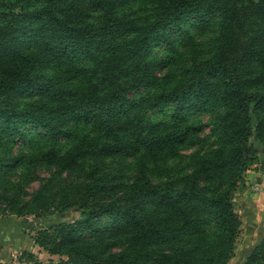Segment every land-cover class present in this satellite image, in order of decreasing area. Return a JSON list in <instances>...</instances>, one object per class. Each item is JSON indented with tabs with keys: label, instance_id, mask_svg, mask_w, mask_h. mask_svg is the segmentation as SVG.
<instances>
[{
	"label": "trees",
	"instance_id": "trees-1",
	"mask_svg": "<svg viewBox=\"0 0 264 264\" xmlns=\"http://www.w3.org/2000/svg\"><path fill=\"white\" fill-rule=\"evenodd\" d=\"M256 141L264 0H0V200L81 212L39 229L61 256L34 264H229Z\"/></svg>",
	"mask_w": 264,
	"mask_h": 264
},
{
	"label": "rangeland",
	"instance_id": "rangeland-1",
	"mask_svg": "<svg viewBox=\"0 0 264 264\" xmlns=\"http://www.w3.org/2000/svg\"><path fill=\"white\" fill-rule=\"evenodd\" d=\"M174 104H166L150 112L153 119L165 117L174 109ZM208 118L205 113L193 111L190 117ZM48 142L46 138L36 136L33 140L18 138L14 143V151L30 152L41 142ZM259 148V159L252 164L245 174L244 185L240 186L234 196L236 208L241 215L242 224L237 238L236 250L229 264H245L247 256L264 237V144L256 141ZM23 170L19 169L18 172ZM37 174L47 176L49 171L39 166ZM257 175V176H255ZM262 175V176H261ZM34 176L26 183V190L32 193L42 182V178ZM258 177V178H257ZM0 191L3 187L0 186ZM28 195H26L27 197ZM29 197V196H28ZM81 216L80 210H66L60 212L52 210L47 214L24 213L17 214L9 212L6 202L0 200V262L3 264H34L36 261H47L58 259L61 255L52 254L35 242V236L39 229L47 225L62 221H74ZM107 217L104 216L102 221ZM32 251L33 258L28 253Z\"/></svg>",
	"mask_w": 264,
	"mask_h": 264
},
{
	"label": "crops",
	"instance_id": "crops-1",
	"mask_svg": "<svg viewBox=\"0 0 264 264\" xmlns=\"http://www.w3.org/2000/svg\"><path fill=\"white\" fill-rule=\"evenodd\" d=\"M250 170V169H249ZM255 176H257V175H255ZM262 176V175H261ZM258 178V177H257Z\"/></svg>",
	"mask_w": 264,
	"mask_h": 264
}]
</instances>
